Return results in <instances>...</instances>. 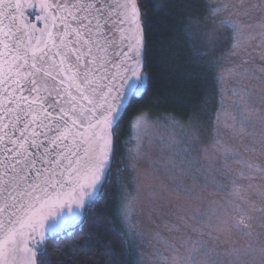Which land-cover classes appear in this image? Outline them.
<instances>
[{
    "label": "snow or ice",
    "instance_id": "obj_1",
    "mask_svg": "<svg viewBox=\"0 0 264 264\" xmlns=\"http://www.w3.org/2000/svg\"><path fill=\"white\" fill-rule=\"evenodd\" d=\"M144 3L0 0V264H49L48 241L66 238L62 231L111 198L105 186L114 176L118 218L146 243L132 218L148 208L162 264H264V0L199 5L206 45L194 46V58L226 49L231 62L216 78L212 143L198 109L187 123L165 117L184 135L159 137L167 185L142 201L120 176L135 171L139 133L153 124L149 112L130 111L150 75ZM124 127L133 133L127 140Z\"/></svg>",
    "mask_w": 264,
    "mask_h": 264
},
{
    "label": "trees",
    "instance_id": "obj_2",
    "mask_svg": "<svg viewBox=\"0 0 264 264\" xmlns=\"http://www.w3.org/2000/svg\"><path fill=\"white\" fill-rule=\"evenodd\" d=\"M201 3L203 0L191 3L190 0H157L155 4L152 0H145L143 6L148 11L142 18L144 58L145 71L150 75L143 98L133 100L130 111L139 109L154 117L171 115L187 123L193 109H198L200 124H207L215 100L212 66L207 60L214 58L200 60L193 56L196 42L192 19L200 13ZM161 4L166 5L163 11L159 10ZM162 100L167 102L162 103ZM130 133V129L124 127L121 139L126 140ZM116 167L122 168V165H114V171ZM115 179L114 176L113 183L105 186L111 198L96 203L81 222L67 227L66 232L62 231L61 235L66 238L59 242L48 241L49 264H117V261L139 264L116 214L119 200L114 198L119 188ZM83 242H87V248Z\"/></svg>",
    "mask_w": 264,
    "mask_h": 264
},
{
    "label": "rangeland",
    "instance_id": "obj_3",
    "mask_svg": "<svg viewBox=\"0 0 264 264\" xmlns=\"http://www.w3.org/2000/svg\"><path fill=\"white\" fill-rule=\"evenodd\" d=\"M200 15H202V13L198 12V14L193 17L192 31L195 38L196 46L203 47L206 45V40L201 34L197 32V18ZM225 50L226 49H219L217 50L214 56L210 57L211 59L214 58V60L219 61V65L212 66V75L214 83L212 90L215 94V100L213 101L212 106L214 108L209 114V118L206 122L207 124L201 125L202 129L204 130V134L208 137L207 143L209 144L212 143V123L215 119V114L217 110L220 108L219 98L221 85L217 82L216 78L218 74L224 72L227 68L231 66L230 58H227L222 55ZM223 87L225 89L230 87L227 75L225 76ZM168 116L171 115L164 114L161 116L157 115L155 117L149 116V119L153 122V124L152 127H149L139 133L142 138V156L139 159H136L135 157L133 158V162L135 163V171H133L132 169H128L126 171H123L122 175L120 176V181L121 183L127 186L128 192L135 194L137 187H139L142 201L146 195V192L151 190L153 186L167 185V178L165 176L162 165L163 162L168 158V153H162L160 151L163 145L159 143V137L179 140L184 135V133L178 127L172 125V123L165 118ZM175 119L179 120L181 123H186L182 122L181 119L177 117ZM130 132V136L133 135L131 130ZM135 146V142H133L132 144H123L122 152L120 154H123L125 157H127L129 155V153L127 152V148H132ZM127 162L128 161L126 159L125 163ZM153 219L154 218L149 217L147 207H145L138 214H134L132 218V223L137 225V228L140 231L146 233L148 239V242L146 243H141L139 239L129 236L126 226L122 223L130 248L134 253H136L139 264H162V262L157 258L158 241L154 238ZM156 223L161 222L156 221ZM141 252L144 254L143 258H141ZM168 264H171V262L169 261Z\"/></svg>",
    "mask_w": 264,
    "mask_h": 264
},
{
    "label": "water",
    "instance_id": "obj_4",
    "mask_svg": "<svg viewBox=\"0 0 264 264\" xmlns=\"http://www.w3.org/2000/svg\"><path fill=\"white\" fill-rule=\"evenodd\" d=\"M144 56H145V49H144ZM72 209H73V212H68V209L67 208L65 209L66 216H70V215H73V213H75V205H72Z\"/></svg>",
    "mask_w": 264,
    "mask_h": 264
}]
</instances>
